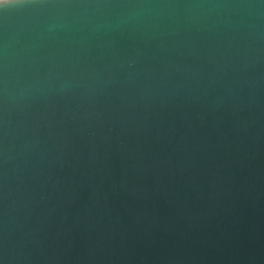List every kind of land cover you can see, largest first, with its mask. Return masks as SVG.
I'll return each instance as SVG.
<instances>
[{"label": "water", "instance_id": "water-1", "mask_svg": "<svg viewBox=\"0 0 264 264\" xmlns=\"http://www.w3.org/2000/svg\"><path fill=\"white\" fill-rule=\"evenodd\" d=\"M225 47L216 36L174 55L173 74L199 86L156 108L145 97L134 131L118 119L95 130L69 124L87 167L60 156L40 176L32 162L11 163L17 146L5 174L0 156L4 264H264V54L222 58ZM133 102L113 95L105 106ZM133 137L153 158L175 161L186 149L188 160L147 166L132 158Z\"/></svg>", "mask_w": 264, "mask_h": 264}, {"label": "clouds", "instance_id": "clouds-1", "mask_svg": "<svg viewBox=\"0 0 264 264\" xmlns=\"http://www.w3.org/2000/svg\"><path fill=\"white\" fill-rule=\"evenodd\" d=\"M216 36L226 43L222 58L240 60L243 54L245 60L259 59L264 54V0H0V156L5 174L9 152L17 146L11 163L27 168L32 162L40 176L60 156L87 167L68 125L95 130L118 119L134 131L145 97L156 108L161 97L179 101L182 89L199 86L185 74H173V57ZM113 95L134 102L111 109L105 105ZM14 125L18 131L10 133ZM133 139L132 158L143 157L147 166L171 169L188 160L186 149L179 150L175 161L153 158Z\"/></svg>", "mask_w": 264, "mask_h": 264}]
</instances>
